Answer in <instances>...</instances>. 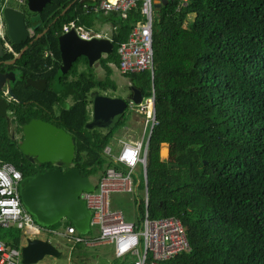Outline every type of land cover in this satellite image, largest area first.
<instances>
[{"label":"trees","instance_id":"1","mask_svg":"<svg viewBox=\"0 0 264 264\" xmlns=\"http://www.w3.org/2000/svg\"><path fill=\"white\" fill-rule=\"evenodd\" d=\"M164 1L152 23V75L124 77L126 103L131 88L142 99L152 92L154 96L156 125L146 156L148 217L179 219L190 247L165 264H264V0ZM72 2L51 0L41 13L25 17L32 35L13 48L17 54L27 46L17 64L28 68L32 87L14 91L19 103L9 107V117L18 133L32 119L65 131L74 144L73 166L82 177L93 179L113 165L102 151L124 126V116L111 129H88L89 95L116 92L110 66L118 68L117 49L143 17L141 2L125 18L118 13L86 14L95 5L91 0L75 2L60 16ZM95 22L111 29L112 54L98 62L104 77L98 79L84 58L62 75L57 40L63 27L90 30ZM46 51L56 60L50 71L43 61ZM81 63L84 69L78 70ZM163 145L171 151L166 160L159 155ZM3 164L12 165L22 179L40 169L22 156L0 119ZM137 213L139 223L142 204ZM18 235L2 241L18 247ZM81 247H74L78 255Z\"/></svg>","mask_w":264,"mask_h":264},{"label":"built area","instance_id":"2","mask_svg":"<svg viewBox=\"0 0 264 264\" xmlns=\"http://www.w3.org/2000/svg\"><path fill=\"white\" fill-rule=\"evenodd\" d=\"M23 4V0H14ZM95 5L86 12L107 15L118 13L125 18L127 12L141 2L143 22L136 24L129 33L127 41L117 49L118 71L121 75H135L153 71L152 23L154 10L152 0H92ZM9 4L4 0L0 9V40L9 49L5 34L1 31V10ZM73 24L63 27V33L68 32ZM80 37L91 38L89 34L77 28ZM48 53V52H46ZM136 114L144 116V128L156 125L154 116V96L142 99L139 104L128 101L127 107ZM147 139L143 141H117V147L106 146L102 156L113 165L100 173L97 181L92 184V192L80 194L86 209L90 213V236L79 235L72 225L63 229H48L39 227L31 216L25 212L19 197L20 173L10 164L0 165V228H14L21 236H44L45 242L52 238L65 241L70 249L82 245L96 247L109 245L113 249L114 258L123 260L131 258L132 264H165L176 256L190 251L189 243L181 221L177 218L149 219L148 191L146 177ZM115 148L116 150H113ZM142 186V188H141ZM113 195H130L137 206L142 204L143 215L140 222L128 223L120 210L112 207ZM52 237V238H49ZM44 241V240H42ZM24 246V245H23ZM22 246V247H23ZM11 247L0 240V264H21V248Z\"/></svg>","mask_w":264,"mask_h":264},{"label":"water","instance_id":"3","mask_svg":"<svg viewBox=\"0 0 264 264\" xmlns=\"http://www.w3.org/2000/svg\"><path fill=\"white\" fill-rule=\"evenodd\" d=\"M60 14L64 15L70 6ZM51 0H26V8L30 14H39ZM164 0H152L154 13H158ZM1 9V5H0ZM1 17L5 25V35L15 46L27 42L30 37L26 27L25 15L11 7L1 10ZM44 30L36 36L38 40L46 33ZM58 51L60 55V72L67 74L73 63L84 58L89 69H92L102 58L112 54L113 46L109 39L80 37L75 27L58 37ZM31 44V43H29ZM27 50L23 47L18 56L7 64H12ZM12 74L0 75V83L13 81ZM7 93L12 96L10 89ZM153 93V92H152ZM90 99V122L87 126L95 129H111L123 115L127 103L120 98H112L92 92ZM130 100L134 104L142 101L138 90L131 88ZM7 104L0 99V119H5ZM86 126V127H87ZM22 140L18 150L31 164L40 167L51 165L53 169L43 173H36L21 180L19 197L22 207L34 223L42 228H51L67 220L79 235L89 233L90 213L84 202L79 198L81 193L92 192L93 186L89 178L82 177L73 166L74 144L72 137L65 131L39 120H31L20 128ZM147 138V143L149 141ZM60 254L49 243L39 239H27L21 248V264H38L44 257L58 258Z\"/></svg>","mask_w":264,"mask_h":264},{"label":"rangeland","instance_id":"4","mask_svg":"<svg viewBox=\"0 0 264 264\" xmlns=\"http://www.w3.org/2000/svg\"><path fill=\"white\" fill-rule=\"evenodd\" d=\"M8 6L17 9L21 11L26 18H30L31 16L28 14L29 12L27 11L26 6L25 7H20V3L14 0H9ZM95 26L92 28V32H97V33H104L108 35L110 31L107 29L106 30V25L103 23H95ZM105 30V31H104ZM83 31V30H82ZM29 34L32 35V31L29 30ZM113 70V74L111 76V80L116 83L117 90L116 92L112 93L109 91L102 93L104 96L112 97V98H120L123 100H126L127 96L129 95V89H128V80L119 73L118 69H116L114 66H110ZM84 67H82V63L79 65L78 70H83ZM92 71L94 75L98 79H102L104 77V70L99 66L97 63L94 68H92ZM68 106L70 105V101L67 102ZM90 110V106L88 107ZM90 112V111H89ZM136 115L135 111L133 109L127 108L125 109L123 116H124V126L119 129L115 135L114 139H125L127 140V137H130L129 139L135 140L137 138L141 139L143 141H146L148 133H149V127L146 131V134L142 136V128L144 126V116L139 115L138 123L141 121V125L137 126L136 123L131 120L134 118ZM138 115V114H137ZM90 122V120H89ZM88 122V123H89ZM87 123V124H88ZM87 126V125H86ZM88 129H94L91 126H87ZM103 131V130H100ZM112 142V141H111ZM115 149V148H114ZM170 148L167 145L161 146L159 155L161 160H166L168 159V156L170 155ZM96 178L90 179V182L92 184L95 183ZM131 196L130 195H113L112 200L114 205L119 208L125 217V221L128 223H134L136 221V213H135V208H134V203L130 201ZM69 224V222L65 219H63L60 223H58L55 227V229H63V226H66ZM9 230V231H8ZM14 230V231H12ZM18 233L15 231L14 228L10 229H2L0 231V240H6V241H12L13 239L18 238ZM20 234V233H19ZM36 237H24L23 240H21V234H20V239H19V247H22L25 245L26 240L30 239L33 240ZM39 240H44L46 241L47 238L44 236H39L37 237ZM52 238V237H49ZM51 246H53L60 256L58 258L54 257H44L42 261H40L38 264H113L114 260L112 257V249L111 246L105 245V246H96V247H81L80 254L78 255L77 252H75L74 249H70L68 244L65 241H60L52 238L50 240ZM116 263H119L118 260H116Z\"/></svg>","mask_w":264,"mask_h":264},{"label":"flooded vegetation","instance_id":"5","mask_svg":"<svg viewBox=\"0 0 264 264\" xmlns=\"http://www.w3.org/2000/svg\"><path fill=\"white\" fill-rule=\"evenodd\" d=\"M0 5H1V3H0ZM20 6L25 7L26 6V0H23V4L20 5ZM6 7H10V6L7 5ZM1 31L3 32V34H5V25H4V23H2V25H1ZM29 38H28V40H29ZM8 41L6 40L9 49L4 47V42H2L0 40V75L12 74L14 79H13V81H9L8 83L7 82L0 83V99L7 104L6 116H7L8 122L5 119H3L5 121L6 133H7V135L9 136V138L12 141L17 142V149H18L19 143L22 140L21 130H20V133H18L17 126L12 123V120L9 117V115L11 114L10 111H9V107L10 106H14V104H18L19 103V100L17 99L16 94H15L14 91H18L19 89L29 90L30 87H32V82L30 81V79L28 77L29 76L28 68L27 67H21L20 65L17 64V61L21 57L19 59H16L14 63L7 64L8 62L13 61L18 56L20 51L22 50L21 49L19 51V53L15 54L14 48H13V46H15V45H13L10 41L9 42ZM26 43H24V44H26ZM24 44H22V45H24ZM16 47H18V46H16ZM46 52H48V53H46ZM46 52H44V54H43V61H44V63L47 62L45 64V68L48 71H50V70L53 69L54 63H56V60H54V56H53V54L51 52H49V51H46ZM9 54H12L14 56L13 59L10 60V61L4 60L3 58L7 57ZM48 60L52 61L53 64L49 65L48 64ZM58 69H59V72H60V55H59V66H58ZM62 75H64V74H62ZM8 88L10 89V91L12 93V96L7 93V89ZM66 102H68V101H66ZM21 104H24V103H21ZM25 104H27V103H25ZM32 120H39V121H42L44 123H47V124H50V125L54 126L52 124V122H49V121H44V120H41V119H32ZM23 126H25V125H23ZM26 160L28 162H30V159H26ZM46 165H42L44 167L40 166L39 172H37V173H43V172H45L47 170L53 169V166L50 165L51 167H48ZM48 229H51V228H48Z\"/></svg>","mask_w":264,"mask_h":264},{"label":"crops","instance_id":"6","mask_svg":"<svg viewBox=\"0 0 264 264\" xmlns=\"http://www.w3.org/2000/svg\"><path fill=\"white\" fill-rule=\"evenodd\" d=\"M77 1H79V0H77ZM76 1V2H77ZM92 1V0H91ZM74 4V3H73ZM21 7V6H20ZM71 7V6H70ZM86 8V7H85ZM12 9H14V8H12ZM15 10H17V9H15ZM85 12H86V10H85ZM86 14H88L87 12H86ZM37 15V14H36ZM95 23H97V22H95ZM94 23V24H95ZM93 24V27L95 26ZM106 25V30L108 29L109 31H110V33H111V29H110V26L108 25V24H105ZM92 27V28H93ZM92 28L90 29V30H85V29H83V28H80L81 30H83L82 32H84V33H86V34H89L90 35V37H102V38H107V39H109V36H110V33L108 34V35H106V34H104V33H97V32H92L91 30H92ZM77 29V28H76ZM105 31V30H104ZM79 33V32H78ZM31 36V35H30ZM110 40V39H109ZM111 41V40H110ZM94 68V67H93ZM69 72V71H68ZM71 104V103H70ZM138 119H140L139 118V115H135L134 116V118L131 120V122H135L136 123V125L137 126H140L141 125V121L138 123ZM144 121V120H143ZM141 132H142V136L143 135H145L146 134V129L144 128V126H143V128H142V130H141ZM130 137H127V140H131V139H129ZM126 139V138H125ZM125 139H123V140H125ZM142 139V138H141ZM141 139H139V138H137V139H135V141H139V140H141ZM119 139L117 138L116 140L113 138V140H112V142L109 144L110 146H112V147H117V141H118ZM134 141V140H133ZM113 150H116V149H114L113 148ZM97 179L98 178H96V180H95V182L97 181ZM112 207L114 208V209H117V210H120L119 208H117L115 205H114V203H113V200H112ZM121 211V210H120ZM122 212V211H121ZM123 213V212H122ZM124 215V214H123ZM136 220H137V214H136ZM1 229V228H0ZM2 230V229H1ZM16 231V230H15ZM18 232V231H17ZM21 240H23V237L21 236ZM4 242V241H3ZM48 243V242H47ZM50 244V243H49ZM51 245V244H50ZM19 247V246H18ZM84 247V246H83ZM86 248V247H85ZM74 249V248H73ZM111 249H112V247H111ZM112 257H113V260L114 261H116L117 259H115L114 258V254H113V249H112ZM127 261V262H131V264H132V260H131V258H126V259H123V260H118L119 262L121 261Z\"/></svg>","mask_w":264,"mask_h":264},{"label":"bare ground","instance_id":"7","mask_svg":"<svg viewBox=\"0 0 264 264\" xmlns=\"http://www.w3.org/2000/svg\"><path fill=\"white\" fill-rule=\"evenodd\" d=\"M111 1H114V0H111Z\"/></svg>","mask_w":264,"mask_h":264},{"label":"clouds","instance_id":"8","mask_svg":"<svg viewBox=\"0 0 264 264\" xmlns=\"http://www.w3.org/2000/svg\"><path fill=\"white\" fill-rule=\"evenodd\" d=\"M6 36V35H5Z\"/></svg>","mask_w":264,"mask_h":264}]
</instances>
